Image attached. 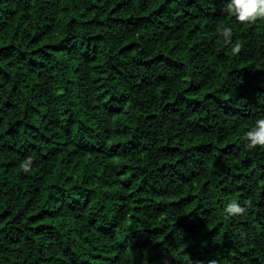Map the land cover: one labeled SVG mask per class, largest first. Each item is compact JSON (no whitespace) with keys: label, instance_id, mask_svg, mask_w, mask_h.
Listing matches in <instances>:
<instances>
[{"label":"trees","instance_id":"16d2710c","mask_svg":"<svg viewBox=\"0 0 264 264\" xmlns=\"http://www.w3.org/2000/svg\"><path fill=\"white\" fill-rule=\"evenodd\" d=\"M227 2L0 0V264H264V19Z\"/></svg>","mask_w":264,"mask_h":264},{"label":"clouds","instance_id":"9594fccd","mask_svg":"<svg viewBox=\"0 0 264 264\" xmlns=\"http://www.w3.org/2000/svg\"><path fill=\"white\" fill-rule=\"evenodd\" d=\"M222 12L234 16L241 24H254L257 20L264 19V0H228ZM220 34L226 43H231V28H222ZM231 51L233 54H238L241 51V44L239 42L232 44ZM246 140V148L249 150L264 147V117L255 120V126L246 133ZM31 164L32 158L29 157L21 165L23 171L28 172ZM225 211L229 216H235L244 214L246 209L232 202L227 205ZM207 264H218V262L211 259L207 261Z\"/></svg>","mask_w":264,"mask_h":264}]
</instances>
